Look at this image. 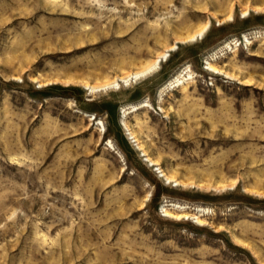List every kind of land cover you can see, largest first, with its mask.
Returning <instances> with one entry per match:
<instances>
[{"label":"rangeland","instance_id":"rangeland-1","mask_svg":"<svg viewBox=\"0 0 264 264\" xmlns=\"http://www.w3.org/2000/svg\"><path fill=\"white\" fill-rule=\"evenodd\" d=\"M263 9L0 0V264H264Z\"/></svg>","mask_w":264,"mask_h":264},{"label":"bare ground","instance_id":"bare-ground-1","mask_svg":"<svg viewBox=\"0 0 264 264\" xmlns=\"http://www.w3.org/2000/svg\"><path fill=\"white\" fill-rule=\"evenodd\" d=\"M263 10H264V9H263ZM207 29H208V26H207V25L204 26L199 32H197V33H195L194 35L188 37L187 40H186V42H187V41L195 40L196 37L204 35V33L206 32ZM185 39H186V38H185ZM198 39H199V38H198ZM182 40L184 41V39H182ZM183 41H181V42H183ZM173 48H176V47H175V46L169 47V50H172ZM164 56H165V54H164V55H159L158 58H157V60H155V62L153 63V65H152L151 67H148V68H146V69L139 70L138 72H135V73H133V74H131V75H129V76L121 77L119 83L121 82V83H126V84H128V81H129V80H130V81H131V80H134V79L137 80V78L139 79V77L144 76V75L147 74L148 72H151V71L154 70V68L159 64V63H158V62H160L159 60H161L162 58H164ZM208 68H209V70H210L211 72H214V73H221L218 69H215V68L212 67L211 65H209ZM148 74H149V73H148ZM177 83H178V84L181 83V82H180V79H179V76H177L176 78H174V79H172L171 81H169V82L167 83V85H165L164 88H167V87H169V86L171 87V85H176ZM111 86H118V84H116V82H113V83H104V84H101V85H98V86H94V85H93V86H89V85H86V84L83 85V87H84L86 90L90 91L91 93H95V92H99V91H101V90L109 89V88H111ZM138 106H142V107H143V106H145V105H144V104H140V105L138 104V105H136V106H132V107H133V109H135V108H138ZM146 106H147V105H146ZM124 110H125V108H124ZM124 110H123V111H124ZM124 127H125L126 131L128 132V135L131 136L132 139H135L134 136H133V134L130 133L129 128H127V127L125 126V124H124ZM138 150H142L141 146H138ZM143 154H144V153H143ZM146 162L149 163L152 167L157 166V164H156L153 160H151L150 158H148V157H146ZM161 175H162V177H164L165 180H166L167 182H169V183H175L176 186H184V184H182L181 182H179V181H177V180H174L173 178L166 177V176H164L163 174H161ZM187 185H188V184H187ZM189 185H191V184H189ZM179 211H183V209H181V210H179ZM167 215H168V214H167ZM169 215H170V214H169ZM184 216L187 217V215H184ZM186 217H184V218H186ZM187 218H188V217H187ZM195 221H196L197 224H201V222H200L198 219H196Z\"/></svg>","mask_w":264,"mask_h":264},{"label":"trees","instance_id":"trees-1","mask_svg":"<svg viewBox=\"0 0 264 264\" xmlns=\"http://www.w3.org/2000/svg\"><path fill=\"white\" fill-rule=\"evenodd\" d=\"M110 116H111V114L110 113H108Z\"/></svg>","mask_w":264,"mask_h":264}]
</instances>
